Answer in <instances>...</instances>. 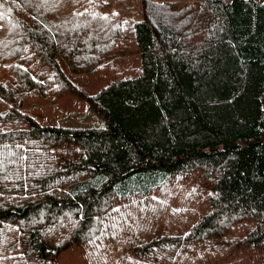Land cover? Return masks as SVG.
<instances>
[{
    "label": "trees",
    "instance_id": "16d2710c",
    "mask_svg": "<svg viewBox=\"0 0 264 264\" xmlns=\"http://www.w3.org/2000/svg\"><path fill=\"white\" fill-rule=\"evenodd\" d=\"M68 98L97 123L25 111ZM72 246L83 264H264V3L0 0V264Z\"/></svg>",
    "mask_w": 264,
    "mask_h": 264
},
{
    "label": "rangeland",
    "instance_id": "374dc122",
    "mask_svg": "<svg viewBox=\"0 0 264 264\" xmlns=\"http://www.w3.org/2000/svg\"><path fill=\"white\" fill-rule=\"evenodd\" d=\"M255 1L264 3V0ZM136 61L138 62L139 58H136ZM118 63L122 61L118 59L110 61L112 66H117ZM72 78L74 83L87 94L97 93L105 86L104 82L91 76L76 75ZM25 111L43 127L90 126L97 123V118L90 112L87 103L78 98H68L62 103L53 105L26 108ZM60 263L83 264L76 246L70 247L61 255Z\"/></svg>",
    "mask_w": 264,
    "mask_h": 264
}]
</instances>
